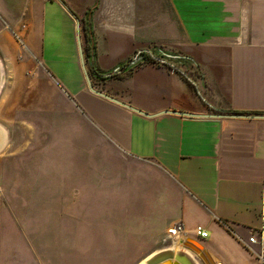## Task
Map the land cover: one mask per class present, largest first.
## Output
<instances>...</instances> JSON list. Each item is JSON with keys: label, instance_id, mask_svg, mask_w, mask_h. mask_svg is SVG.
<instances>
[{"label": "crops", "instance_id": "obj_1", "mask_svg": "<svg viewBox=\"0 0 264 264\" xmlns=\"http://www.w3.org/2000/svg\"><path fill=\"white\" fill-rule=\"evenodd\" d=\"M171 1L174 36L148 41L169 38L176 52H160L161 59L178 71L144 64L96 88L146 117L95 96L78 75L68 78L80 63L58 35L61 24L75 31L73 18L45 0H0V154L18 112L79 110L103 131L111 153L155 161L182 190L184 232L158 252L175 246L186 264H260L249 238L262 232L264 245V118L231 116H264V0Z\"/></svg>", "mask_w": 264, "mask_h": 264}, {"label": "rangeland", "instance_id": "obj_2", "mask_svg": "<svg viewBox=\"0 0 264 264\" xmlns=\"http://www.w3.org/2000/svg\"><path fill=\"white\" fill-rule=\"evenodd\" d=\"M45 1L66 15L63 3L80 20L95 89L157 65L145 61L150 56L176 52L169 38L148 41L174 36L171 0ZM59 29L79 62L74 28ZM125 62L129 71L106 79ZM66 74L86 85L79 66ZM15 116L12 143L0 154L3 264H138L163 248L181 208L182 190L171 175L153 160L111 153L103 131L79 110L52 115L34 108Z\"/></svg>", "mask_w": 264, "mask_h": 264}, {"label": "water", "instance_id": "obj_3", "mask_svg": "<svg viewBox=\"0 0 264 264\" xmlns=\"http://www.w3.org/2000/svg\"><path fill=\"white\" fill-rule=\"evenodd\" d=\"M64 7V11L74 19L76 25H75V32H76V44H77V49L79 52V63H80V67L81 70L83 72V77L84 80L86 82V85L88 87V89L90 90L91 93L95 94V96L101 97L103 99L109 100L112 103L121 105L126 107L128 110L142 114L143 116L149 117L148 115L143 114V112L127 105V103H123L121 101H118L116 99L111 98L110 96H108L107 94H104L102 92H99L98 90L95 89L91 78H90V74L89 71L87 69V65H86V61H85V55H84V50L82 48V39H81V34H80V20L70 11L67 9V6H65L63 3H61ZM182 115H188V116H192V117H203V116H209V115H192V114H182ZM210 117V116H209ZM221 117V115H220ZM231 117H241V118H253V117H258V118H264V116H241V115H235V116H231ZM194 242V241H191ZM204 251V249H203ZM205 253V251H204ZM206 254V253H205ZM204 257H202L203 259ZM171 260L174 261L175 263H179V264H186L185 262L181 261L177 256H175L171 251H165V252H161L160 254H158L157 256L155 255L154 257L150 258L146 264H172ZM219 264V263H217Z\"/></svg>", "mask_w": 264, "mask_h": 264}, {"label": "built area", "instance_id": "obj_4", "mask_svg": "<svg viewBox=\"0 0 264 264\" xmlns=\"http://www.w3.org/2000/svg\"><path fill=\"white\" fill-rule=\"evenodd\" d=\"M226 228L229 232L233 233L229 227ZM183 232H184L183 223L178 222L174 224L170 229H168L167 235L164 238V240H162V243L167 244L170 241H174L177 237H179V234H182ZM195 232L197 236L200 238L207 239L209 236L206 230L203 229L202 227H197ZM249 242H250L249 244H252L259 248V251L255 254V256L257 257L258 259L257 261L260 264H264V245L262 240V232H260L259 234H255V233L251 234L249 238Z\"/></svg>", "mask_w": 264, "mask_h": 264}, {"label": "trees", "instance_id": "obj_5", "mask_svg": "<svg viewBox=\"0 0 264 264\" xmlns=\"http://www.w3.org/2000/svg\"><path fill=\"white\" fill-rule=\"evenodd\" d=\"M90 23H88L86 25V28H85V33H86V39H87V42H88V47L90 46V49L93 48V45L90 44V42H92V38H91V33H90ZM145 61L147 62H153V63H157V65H170V63H167V62H164L162 61L161 57L160 58H156V57H148ZM171 67L177 69V67L175 65H170ZM132 68V65L128 64V62H125L123 63L122 65H120L114 72H110L108 73L106 76V79L108 78H114V77H118L124 73H126L127 71H129L130 69L129 68ZM178 71V69H177Z\"/></svg>", "mask_w": 264, "mask_h": 264}, {"label": "bare ground", "instance_id": "obj_6", "mask_svg": "<svg viewBox=\"0 0 264 264\" xmlns=\"http://www.w3.org/2000/svg\"><path fill=\"white\" fill-rule=\"evenodd\" d=\"M175 249V246L173 247V249L171 248V249H166V250H163V251H160V252H154L152 255H150V256H148L145 260H143L142 262H140V263H138V264H146V262L150 259V258H152V257H154L155 255L157 256L158 254H160L161 252H165V251H171L173 254H174V252H173V250ZM198 250V249H197ZM202 251V250H201Z\"/></svg>", "mask_w": 264, "mask_h": 264}]
</instances>
